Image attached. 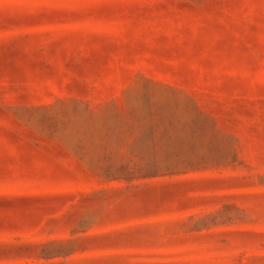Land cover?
<instances>
[{"label":"rangeland","instance_id":"1","mask_svg":"<svg viewBox=\"0 0 264 264\" xmlns=\"http://www.w3.org/2000/svg\"><path fill=\"white\" fill-rule=\"evenodd\" d=\"M0 264H264V0H0Z\"/></svg>","mask_w":264,"mask_h":264}]
</instances>
